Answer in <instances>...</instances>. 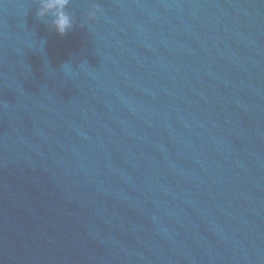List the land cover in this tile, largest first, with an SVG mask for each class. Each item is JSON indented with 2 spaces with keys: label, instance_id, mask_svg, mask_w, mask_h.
I'll list each match as a JSON object with an SVG mask.
<instances>
[{
  "label": "water",
  "instance_id": "1",
  "mask_svg": "<svg viewBox=\"0 0 264 264\" xmlns=\"http://www.w3.org/2000/svg\"><path fill=\"white\" fill-rule=\"evenodd\" d=\"M37 8L0 0V264H264V0Z\"/></svg>",
  "mask_w": 264,
  "mask_h": 264
},
{
  "label": "clouds",
  "instance_id": "2",
  "mask_svg": "<svg viewBox=\"0 0 264 264\" xmlns=\"http://www.w3.org/2000/svg\"><path fill=\"white\" fill-rule=\"evenodd\" d=\"M69 4V0H37L36 16L41 20L49 22L51 30H54L58 35L63 36L75 26L73 17L65 11ZM100 11L98 4H93L87 12L86 18L92 20ZM81 26H83L81 24Z\"/></svg>",
  "mask_w": 264,
  "mask_h": 264
}]
</instances>
